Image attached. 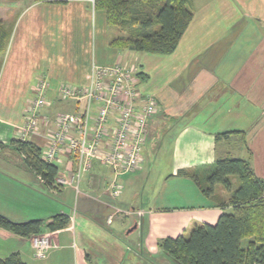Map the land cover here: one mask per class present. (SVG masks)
Returning a JSON list of instances; mask_svg holds the SVG:
<instances>
[{
	"label": "crops",
	"instance_id": "1",
	"mask_svg": "<svg viewBox=\"0 0 264 264\" xmlns=\"http://www.w3.org/2000/svg\"><path fill=\"white\" fill-rule=\"evenodd\" d=\"M11 1V5L0 3L1 26L7 33L0 53V149L15 147L11 141L18 139L25 106L42 74L49 81V105L41 113L50 121L40 124L41 134L28 138L41 152L46 129L60 112L54 110L58 101H73V111L80 109L74 100L59 99L57 87L62 83L85 86L94 63H136L141 72L138 90L142 96L154 95L159 107L148 119L140 167L118 176L117 197L108 192L112 171L95 162L81 176L78 190L66 185L53 193L71 205L69 213L59 204L39 217L64 212L70 220L66 227L46 231L56 244L47 256H34L30 236H21L30 242V252L16 246L8 253L18 251L28 264H178L159 249L158 240L186 233L194 222L215 223L222 212L216 195H205L179 170L230 156L224 148L228 139L217 136L242 130L248 158L264 179V0H193V17L169 58L113 50L104 38L105 11L95 8L93 0ZM196 46L199 59L192 57ZM168 73V82L177 92L156 90L159 76ZM179 114L185 119L178 121ZM170 118L178 124L170 126L177 129L168 139V171L154 185L144 177L150 170L144 162L149 153L160 151ZM56 165L58 175L74 168L68 156H61Z\"/></svg>",
	"mask_w": 264,
	"mask_h": 264
},
{
	"label": "trees",
	"instance_id": "2",
	"mask_svg": "<svg viewBox=\"0 0 264 264\" xmlns=\"http://www.w3.org/2000/svg\"><path fill=\"white\" fill-rule=\"evenodd\" d=\"M93 3L95 8L105 11L108 25L121 31L110 38L111 46L154 54H170L176 49L194 13L193 0H93ZM6 40L0 19V53ZM231 135L245 142L242 130L222 132L217 137L229 140ZM11 143L21 152L33 175L48 189L52 188L58 166L42 159L41 147L29 139H14ZM203 167L205 183L197 174ZM178 173L190 177L207 196L216 195V184L222 185L228 196L216 195L222 212L215 223L194 222L186 233L158 240L159 249L178 264H264V179L250 161L218 156L211 164L181 169ZM232 175L238 179L235 188ZM69 221L64 212L24 221H13L0 213V228L22 237L66 227ZM0 264L28 263L18 251H13L0 256Z\"/></svg>",
	"mask_w": 264,
	"mask_h": 264
},
{
	"label": "built area",
	"instance_id": "3",
	"mask_svg": "<svg viewBox=\"0 0 264 264\" xmlns=\"http://www.w3.org/2000/svg\"><path fill=\"white\" fill-rule=\"evenodd\" d=\"M139 72L136 63H94L90 81L85 86L62 83L57 87L59 99L74 100L81 107L56 113L53 125L46 129L42 159L57 164L61 156H68L74 164L67 175L57 174L50 188L52 193L66 185H74L78 190L83 173L97 162L111 169L113 178L108 192L117 197L121 191L118 176L140 167L148 119L159 106L154 95L142 96L138 90ZM48 89L47 76L39 75L34 94L25 106L23 122L18 126L19 140L41 134L40 124L50 121L48 115L41 113L42 108L49 105ZM30 242L36 257L45 256L51 247L56 246L50 232L32 235Z\"/></svg>",
	"mask_w": 264,
	"mask_h": 264
},
{
	"label": "rangeland",
	"instance_id": "4",
	"mask_svg": "<svg viewBox=\"0 0 264 264\" xmlns=\"http://www.w3.org/2000/svg\"><path fill=\"white\" fill-rule=\"evenodd\" d=\"M3 2L8 3L10 5L12 4L11 0H0V3ZM196 2L201 3L202 0H196ZM12 10L17 11V9L14 8ZM120 34L121 31L117 27L107 25V32L104 35V38L107 36L109 41L110 38ZM199 49V46H196L194 48V54L192 55L193 58H200ZM113 50H116L119 53H122L124 51L117 47H114ZM159 56H162L161 58H169V56L173 55L160 54ZM119 61H122V59L119 58ZM169 75L170 74L168 73L167 75L162 74L161 76H159L156 82V90L162 89L167 92L172 91L173 89L176 92L178 91L176 88L174 89L170 85V80L168 78ZM163 85H166L165 88H163ZM58 103L59 104L56 105V107L54 108L55 111H73V101H58ZM183 116L184 114H179L177 116V118L179 119L178 121H180L181 117ZM185 116L189 117V114H185ZM175 121V118H170L166 123L167 126L165 125V128L168 127L167 131L169 132L167 134V138L165 137L166 139L164 140V144H161L160 151L155 152V154L152 155H150L149 153L145 158L144 167L150 166V170L145 176L144 174L142 176H144L145 178L149 177L148 181L151 180L154 185H156L157 179L163 173L168 171V139L171 138L173 131L177 129V127H173L178 124V121ZM171 125H173L172 128H170ZM168 135L170 136L168 137ZM245 144L246 142H243L240 138H235V136H232V138L227 140L224 148L225 150H227V155L244 157L249 160L248 156L250 152H247V149L244 146ZM249 161H251V157ZM24 166L26 165L20 151L15 148L11 149L10 147H4L0 149V213L13 221H24L29 219H35L36 217L39 218L40 216L45 217V215H48L44 214L45 211H48L55 205L59 206V204H61V207H63V209L66 210L67 213H69L68 211H70L71 205L67 204L64 201H61L59 195L53 194L44 185L40 184L38 179L36 180L35 176ZM197 174L202 180V182L205 183L204 167L199 168L197 170ZM165 176L162 175V177ZM160 182L162 181L160 180ZM231 183L232 188H235L238 185V179L235 175L231 176ZM158 184L160 185L161 183ZM215 190L216 195L222 198L226 197L227 191L225 188H223L222 185L216 184ZM4 230L5 229L0 228V256L7 255L8 251L16 246L23 247L25 251L28 250L30 252L32 250L29 247L30 242L28 241V239H23L21 236L15 235L7 230ZM46 256L47 253L45 256L37 258H44Z\"/></svg>",
	"mask_w": 264,
	"mask_h": 264
}]
</instances>
